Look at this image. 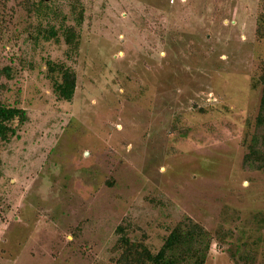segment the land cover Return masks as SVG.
Wrapping results in <instances>:
<instances>
[{
	"label": "rangeland",
	"instance_id": "374dc122",
	"mask_svg": "<svg viewBox=\"0 0 264 264\" xmlns=\"http://www.w3.org/2000/svg\"><path fill=\"white\" fill-rule=\"evenodd\" d=\"M263 71L264 0H0V100L26 112L0 141V264H119V228L155 254L186 218L204 264H264Z\"/></svg>",
	"mask_w": 264,
	"mask_h": 264
},
{
	"label": "trees",
	"instance_id": "16d2710c",
	"mask_svg": "<svg viewBox=\"0 0 264 264\" xmlns=\"http://www.w3.org/2000/svg\"><path fill=\"white\" fill-rule=\"evenodd\" d=\"M63 37L68 50H71L75 41L73 28L64 29ZM47 67L53 94L58 100L70 102L76 88L74 71L63 63L47 62ZM2 72L6 77L9 76L7 67L2 69ZM257 84L261 85V96L255 118L256 132L247 143V153L244 155L243 163L261 170L264 169V71L258 78ZM2 87L3 85L0 84V89ZM25 116V110L7 106L0 100V141L5 142L14 135L15 128L11 123L15 120L21 122ZM118 232L123 235L118 240L119 264H204L209 248L207 233L189 218L179 222L170 230L155 254H152L142 243L131 242L125 237L121 228Z\"/></svg>",
	"mask_w": 264,
	"mask_h": 264
}]
</instances>
